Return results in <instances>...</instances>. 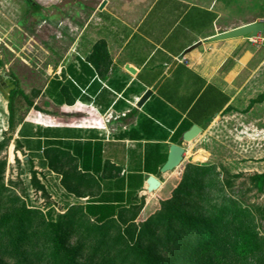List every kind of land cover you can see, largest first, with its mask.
I'll use <instances>...</instances> for the list:
<instances>
[{
    "label": "rangeland",
    "instance_id": "1",
    "mask_svg": "<svg viewBox=\"0 0 264 264\" xmlns=\"http://www.w3.org/2000/svg\"><path fill=\"white\" fill-rule=\"evenodd\" d=\"M99 5V0H0V81H8L12 88L0 89V161L5 162L6 194L41 211L48 221L91 200L135 204L141 207L135 224L141 225L171 196L187 164H210L224 184L226 198L252 215L255 231L264 239V183L258 186L250 179L263 170L264 119L220 118L204 138L189 142L180 139L183 128L175 131V120L165 127L149 117L150 107L115 119L133 106H113V98L107 97L111 94L92 82L94 74L87 67L96 44L95 18L104 15L97 13ZM226 5V19L233 22L264 20V0H218L217 7ZM251 44L255 45L244 41L240 45L248 51L242 76L253 78L246 87L248 96L264 92V64L257 78L252 70L261 57L264 63V46ZM66 88L73 96L70 106L65 102ZM134 139L140 143H129ZM170 144L187 153L175 169L161 173ZM47 147L67 150L80 172L93 175L100 184L94 199L76 198L64 190L61 172L49 170L43 158ZM204 149L210 153L208 161ZM105 162L121 169L117 178L103 179ZM148 176L159 181L158 188L151 187ZM0 264L14 262L0 258Z\"/></svg>",
    "mask_w": 264,
    "mask_h": 264
},
{
    "label": "trees",
    "instance_id": "2",
    "mask_svg": "<svg viewBox=\"0 0 264 264\" xmlns=\"http://www.w3.org/2000/svg\"><path fill=\"white\" fill-rule=\"evenodd\" d=\"M87 63L96 71L102 63L107 70L102 42L94 44ZM63 91L70 105L72 99ZM263 99L264 94L250 100L247 109ZM42 153L48 169L61 172L67 193L95 198L99 182L90 172H80L67 150L47 147ZM4 166L0 161V258L14 264H264V239L258 237L252 215L226 198L214 165L187 164L171 196L141 225L135 224L140 206L94 200L48 221L41 211L6 194ZM101 172L110 180L121 169L105 162ZM250 179L260 186L264 172Z\"/></svg>",
    "mask_w": 264,
    "mask_h": 264
},
{
    "label": "crops",
    "instance_id": "3",
    "mask_svg": "<svg viewBox=\"0 0 264 264\" xmlns=\"http://www.w3.org/2000/svg\"><path fill=\"white\" fill-rule=\"evenodd\" d=\"M103 1L105 5L97 13L102 11L104 15L95 18L96 43L104 44L109 64L107 70L100 64L95 81L111 94L107 97L113 98V106L126 103L136 110V102L151 89V97L141 107L151 108L149 117L154 116L165 127L175 120V131L184 126L181 134L195 124L201 128L200 139L218 125L220 118L247 120L255 115L256 122L264 119V99L247 109L250 100L264 94L248 96L246 87L253 78L242 76L247 71V61L243 59L248 51L240 45L241 41L250 43L249 39L209 41L217 34L257 19L241 23L226 19L228 5L217 7L218 0H99L100 4ZM91 22L92 18L83 32ZM256 39L253 47L264 46V33ZM263 64L261 57L252 68L256 78ZM124 65L135 73L126 71ZM8 85V81L1 79V90L7 92ZM131 111L116 119L125 118ZM137 120L134 118L131 123ZM129 143L140 142L134 139ZM185 151L184 148L183 156ZM204 151L208 153V161L210 153ZM262 166V172L257 174L264 172L263 162Z\"/></svg>",
    "mask_w": 264,
    "mask_h": 264
},
{
    "label": "water",
    "instance_id": "4",
    "mask_svg": "<svg viewBox=\"0 0 264 264\" xmlns=\"http://www.w3.org/2000/svg\"><path fill=\"white\" fill-rule=\"evenodd\" d=\"M105 5V1H103L99 7L98 10H102L103 6ZM264 33V21H257V22H251L248 24H245L243 26L234 28L232 30L217 34L210 38L209 41H220L225 39H234V38H253L257 37L259 35H262ZM200 50L202 49L201 45L198 44L197 46ZM175 65V61L171 64L169 70ZM124 69L128 71L131 74L135 73V70L128 65H124ZM168 70V71H169ZM163 79V76L157 81L154 88L157 84L160 83V81ZM152 90L148 89L146 90L142 96L139 98V100L136 102L135 107L141 108L144 103L151 97ZM201 133V128H199L197 125L193 124L189 130L185 131L182 136L181 140L182 142H188L191 140H194L199 134ZM183 153L184 148L179 145L170 144L168 147V152L166 156L165 162L160 166L159 171L161 173L172 171L175 169L183 160ZM147 181L152 186H155L157 181L152 176L147 177Z\"/></svg>",
    "mask_w": 264,
    "mask_h": 264
},
{
    "label": "flooded vegetation",
    "instance_id": "5",
    "mask_svg": "<svg viewBox=\"0 0 264 264\" xmlns=\"http://www.w3.org/2000/svg\"><path fill=\"white\" fill-rule=\"evenodd\" d=\"M87 67H89L90 69H91V71H92V73L94 74V78H93V80H92V82L95 80V77H97V71H96V69L94 68V67H92L90 64L89 65H87ZM69 79H70V77H69ZM66 90H67V96L70 98V99H72L71 97H73L72 96V94H71V92H70V90L68 89V88H66ZM91 97V96H90ZM70 106V105H69ZM130 113V112H129ZM116 119V118H115ZM106 123V122H105Z\"/></svg>",
    "mask_w": 264,
    "mask_h": 264
},
{
    "label": "built area",
    "instance_id": "6",
    "mask_svg": "<svg viewBox=\"0 0 264 264\" xmlns=\"http://www.w3.org/2000/svg\"><path fill=\"white\" fill-rule=\"evenodd\" d=\"M250 43H254L256 44L258 42V40L256 39V37H253V38H248Z\"/></svg>",
    "mask_w": 264,
    "mask_h": 264
},
{
    "label": "bare ground",
    "instance_id": "7",
    "mask_svg": "<svg viewBox=\"0 0 264 264\" xmlns=\"http://www.w3.org/2000/svg\"><path fill=\"white\" fill-rule=\"evenodd\" d=\"M189 142V141H188ZM186 153H187V150H186ZM154 178V177H153ZM156 180V179H155ZM157 181V183L155 184V186H152V187H157L158 188V186L160 185V183H159V181L158 180H156ZM149 192H151V190H149V189H147Z\"/></svg>",
    "mask_w": 264,
    "mask_h": 264
}]
</instances>
